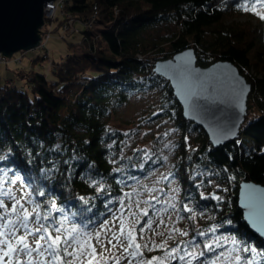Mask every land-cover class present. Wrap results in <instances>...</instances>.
Returning a JSON list of instances; mask_svg holds the SVG:
<instances>
[{
  "label": "trees",
  "instance_id": "obj_1",
  "mask_svg": "<svg viewBox=\"0 0 264 264\" xmlns=\"http://www.w3.org/2000/svg\"><path fill=\"white\" fill-rule=\"evenodd\" d=\"M63 1L53 32L60 31L62 38L70 16L71 34L83 35L71 45L84 49L83 58L69 54L51 62L49 73L21 60L13 64L14 77L0 78V156L6 157L0 168L10 179L19 176V185L30 184L33 193L43 189L47 195L37 199L55 197L81 221H93V231L115 213L137 180L160 166V158L129 149V135L111 124L134 96L157 94L148 116L172 120L180 131L171 170L179 189L178 212L192 224L216 225L241 246L264 249L238 204L242 182L264 186V21L252 0L247 11L240 6L245 0ZM78 22L86 31L76 27ZM164 26L174 27L172 34L156 36ZM187 49L195 50L202 67L232 62L252 84L248 115L231 143L215 147L202 127L184 118L169 81L154 72L158 61ZM45 51L33 61L49 57ZM91 181L103 184L104 191ZM212 185L216 188L210 191ZM201 193L225 196L218 203ZM185 203L195 209V220L182 211Z\"/></svg>",
  "mask_w": 264,
  "mask_h": 264
},
{
  "label": "snow or ice",
  "instance_id": "obj_2",
  "mask_svg": "<svg viewBox=\"0 0 264 264\" xmlns=\"http://www.w3.org/2000/svg\"><path fill=\"white\" fill-rule=\"evenodd\" d=\"M247 2L248 0H245V3L240 5L245 11L248 10ZM252 3L255 6L256 3H264V0H252ZM257 14L259 15V13ZM261 18L264 19V16ZM174 79H176L177 87L180 89L179 94L183 97L184 104L190 111L195 112L198 116L206 117L210 121L216 118L212 111V105L217 103L212 96V92L215 91V84L204 80L200 74L193 71L190 63L187 62L175 66ZM243 91L242 81H237L231 86L232 96L238 98L243 94ZM137 151L141 150L138 149ZM145 155L147 154L145 153ZM4 158L6 157L0 156V159ZM164 159L166 160L167 157ZM46 176L47 173H45ZM20 179L19 176L10 179L8 170L0 168V264H84L85 259H88L89 264H92V260L98 254L95 244L91 242L95 240L102 248L104 247L105 241L101 238V232L111 231L107 222L93 232L90 229V224L93 221H81L77 213L70 208L58 206L55 197L44 201L37 199L38 197H45L47 194L43 189H37L33 193L30 190V184H23L19 190V195H17V191H14L12 185H15ZM91 182L97 186L98 191H104L103 184L96 181ZM245 189L248 191L243 194L241 199L242 207L247 209L245 219L264 237V189H256L252 185H245ZM172 191L176 192L178 189H172ZM223 191H227V189H223ZM252 193H261V195L254 196ZM124 195L128 196L129 194L125 193ZM200 195L202 199H214L218 203L223 201V198L215 193H211L209 196H205L203 193ZM80 199L86 202L84 197H80ZM151 199L157 203L160 202L158 197L153 196ZM8 202L11 203V207L8 206ZM119 203L123 208V197ZM164 203L167 204L168 202L165 201ZM169 206L175 210L174 204ZM182 211L190 214L188 219L195 220V209L189 207L188 203L183 204ZM142 212L145 216L148 215L147 209H143ZM200 215L203 216L204 213L201 212ZM183 218L179 217V219ZM116 219L120 221L119 235L112 232V238L107 240V244L113 248L116 245L112 243V239L120 243V236L125 235L123 220L120 217ZM151 223V220L145 221V224L149 226ZM227 223L231 224V221L229 220ZM143 231L144 229L141 228V232ZM175 231L180 232L182 236L189 235L184 230L175 229ZM216 232L215 226L207 232L196 229L197 236L210 237L203 241V248L195 243V237H193L189 242L191 247L177 246L168 249L166 258L179 262V264H194L197 261L199 264H261L259 258H264V249L258 250L257 247L248 243L240 246L234 237H218ZM125 238L129 243L127 248L121 244L123 252L132 258L142 256V253L138 251L139 244L134 245L137 251H129L135 240L131 229L128 230ZM224 239L231 241V248H227L222 242ZM184 243V241L180 242L181 245ZM155 247L163 248L164 245H156ZM192 249L198 250L193 251ZM217 249L224 250L217 251ZM208 253H214V255L208 256ZM241 253L247 255L242 256ZM110 259L114 260L115 264H120L119 258L110 257ZM163 259L153 257L146 264H152L153 261H156L157 264H163ZM128 264H132L131 259H129Z\"/></svg>",
  "mask_w": 264,
  "mask_h": 264
},
{
  "label": "rangeland",
  "instance_id": "obj_3",
  "mask_svg": "<svg viewBox=\"0 0 264 264\" xmlns=\"http://www.w3.org/2000/svg\"><path fill=\"white\" fill-rule=\"evenodd\" d=\"M255 13H259V17L264 16V3H256L253 6ZM264 21V19H263ZM256 23V22H254ZM58 22H54L56 26ZM76 27L82 32L86 31V27L79 22ZM43 31V29H42ZM174 31L172 26H164L156 32V36H162L164 38L169 37ZM264 31V29H263ZM60 31L54 30L51 34V40L48 42V53L49 57L46 59L35 60L38 56L41 58L45 56L46 51L43 48L37 47L26 52H19L16 56L10 59V65H0V78L4 81L6 78H12L15 76L13 64L16 61L24 60V65L35 64L37 70L49 73L51 68V62L59 61L65 58L69 54L77 53L82 55L84 49L81 46L76 48L71 44L79 43L83 39L82 34L74 33L67 37L66 40L60 37ZM83 58V55L82 57ZM16 60V61H15ZM22 83V81L17 80V84ZM157 94L139 95L134 96L130 101L119 110L117 115L112 119V127L121 130L129 135V149H139L141 148L142 154L145 153L154 158H160V166L151 170L147 175L143 176L137 180L126 192L129 195L123 196L124 206L121 208L120 203L116 208L115 213L109 217L106 221L108 228L111 231L105 233L101 232V238L105 241L104 247L102 248L95 240H92V244L96 246V253L98 254L92 264H115V261L110 259V257H117L120 260V264H128L129 259L132 260V264H146L147 261L151 260L153 257H161L163 259V264H179V262L173 261L167 257V250L180 246V247H191L190 241L195 237V243L203 248V241L209 239L210 237H199L196 235V229L200 228L201 231H209L213 226L205 227V222H187L185 218L182 217L178 212V202H179V189L173 180L171 170L173 159L177 152V142L180 137V131L174 125V121L168 119H150L148 116L149 105L155 100ZM148 156V157H149ZM164 157H167L165 160ZM22 185L18 183L14 185V191H17L19 195V190ZM213 188L210 190H215L216 186L212 185ZM172 189H178V191L173 192ZM158 197L159 203L152 200L151 197ZM220 197L224 199V194H219ZM167 201L168 203H164ZM174 204L175 210L169 205ZM8 206L11 207V203L8 202ZM154 206V207H153ZM143 209L148 210V215L145 216L142 212ZM120 217L125 226V235L120 236V243H117L115 239H112V243L116 245L113 248L111 245L107 244V240L112 238V232H116L119 235V225L120 221L116 218ZM203 218V216L200 215ZM206 218V217H205ZM151 220V225L145 224V221ZM161 221H163L161 223ZM204 221V220H203ZM101 223L100 225L104 224ZM100 225L93 230L96 231L100 228ZM192 225L195 226L193 229ZM200 226V227H199ZM141 228L144 229L141 232ZM132 230V235L135 237L133 247L129 251H137L135 244H139L140 248L138 251L142 253V256H137L135 258L128 257V254L123 252L121 244L124 248L128 247L129 241L125 238L127 236L128 230ZM175 229H180L187 231L188 236L180 235V232L175 231ZM199 229V230H200ZM216 235L218 237H230L223 232L217 230ZM237 241L238 239L235 238ZM181 241L185 243L180 244ZM227 248H231V241L224 239L222 241ZM241 246V242H239ZM147 245V247H145ZM156 245H164L163 248H156ZM258 250L263 248H257ZM196 251L198 249H192ZM224 249H217V251H222ZM214 255V253H209V256ZM243 256V253H241ZM127 257V258H125ZM261 264H264V258H259ZM84 264H89L88 259H85ZM152 264H157L153 261ZM194 264H199V261L194 262Z\"/></svg>",
  "mask_w": 264,
  "mask_h": 264
},
{
  "label": "water",
  "instance_id": "obj_4",
  "mask_svg": "<svg viewBox=\"0 0 264 264\" xmlns=\"http://www.w3.org/2000/svg\"><path fill=\"white\" fill-rule=\"evenodd\" d=\"M54 1L56 0H0V53L11 59L19 52L39 47L43 34L42 29L45 25V7L49 2ZM186 62L190 63L193 71L200 74L204 80L215 84L212 96L217 103L212 105V111L216 118L211 121L190 111L179 94L180 89L174 79V68L176 65ZM154 72L169 81L173 93L182 107L184 118L202 127L215 147L231 143L240 137L241 127L248 115V99L252 91V84L232 62L219 61L208 67H202L197 64L195 50L187 49L175 54L172 58L158 61L155 64ZM237 81H242L244 87L243 94L238 98L232 96L231 92V86ZM229 100L231 102H228ZM245 185L264 189V186L250 181L241 183L238 204L244 219L247 209L242 207L241 199L243 194L248 191L245 189ZM252 195H261V193H252ZM245 222L253 233L264 240V237L246 219Z\"/></svg>",
  "mask_w": 264,
  "mask_h": 264
},
{
  "label": "built area",
  "instance_id": "obj_5",
  "mask_svg": "<svg viewBox=\"0 0 264 264\" xmlns=\"http://www.w3.org/2000/svg\"><path fill=\"white\" fill-rule=\"evenodd\" d=\"M63 9H64L63 0H56L54 2H49L46 5L45 11H44L45 25L43 27L42 39L39 45L40 48H43V49L47 48L48 42L51 40V34L53 32V22H55V19L59 17L60 14H63L62 13ZM65 18H66V22H64L61 28L62 38L71 34L74 31V28H73L74 20L70 16H66ZM9 61L10 59H8L2 53H0V65L6 64ZM18 62L19 61H16V63Z\"/></svg>",
  "mask_w": 264,
  "mask_h": 264
}]
</instances>
